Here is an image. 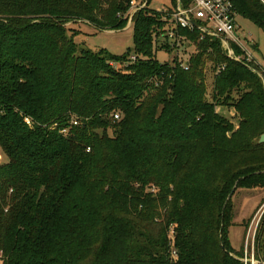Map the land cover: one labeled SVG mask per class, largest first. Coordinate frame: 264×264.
<instances>
[{"label":"trees","instance_id":"obj_1","mask_svg":"<svg viewBox=\"0 0 264 264\" xmlns=\"http://www.w3.org/2000/svg\"><path fill=\"white\" fill-rule=\"evenodd\" d=\"M131 1L0 0V264H243L229 197L264 189V83L199 32L180 31L198 51L188 71L160 63L170 26L148 8L133 51L80 50L68 24L123 31ZM235 7L264 30L259 0ZM242 90L236 130L215 107Z\"/></svg>","mask_w":264,"mask_h":264},{"label":"rangeland","instance_id":"obj_2","mask_svg":"<svg viewBox=\"0 0 264 264\" xmlns=\"http://www.w3.org/2000/svg\"><path fill=\"white\" fill-rule=\"evenodd\" d=\"M176 1V4H175ZM150 0L148 9L150 11H156L159 13L168 14L171 11H175L177 8V0ZM262 4L264 0H259ZM186 4V0H184ZM130 12V10H129ZM237 24L239 31L237 35L240 37L244 44H248L251 50L248 49L247 53L240 47H236L230 43L233 50V55L229 54V51L225 47L222 41L221 49L223 54L232 61L246 66L255 67L254 72L263 81L264 79V30L254 25L249 19L240 16L238 14ZM133 23L129 24L127 28L119 32L99 31L91 25L85 23H70L66 26L69 31V35L75 37V42L78 44L80 50L85 49L94 53L105 51L112 56L122 57L129 51L134 49L133 39ZM166 44V42L164 41ZM161 44V43H160ZM188 48L185 45L181 52L159 48V52L156 53V59L160 63H169L173 61H187L197 54V48L191 43H188ZM118 67L117 64H115ZM210 63L205 62V77L203 82L206 86V97L208 101L213 100V83L214 74L208 68ZM220 69H218V72ZM241 93L234 92L231 98L224 100L223 104L216 105L215 109L219 115L227 118L234 124L237 130L240 126V118L236 116L234 105L238 103ZM262 136H256L254 143L260 144ZM264 144V143H263ZM0 166L8 162V158L3 154L0 146ZM232 204L234 205V225L228 230V238L231 246L235 252L245 253V244L248 238L250 229L252 233L249 235V247L254 248L255 258V239L257 230L259 229L262 218L264 217V189H238L232 197ZM251 237V238H250ZM174 256V255H173ZM242 256V257H243ZM241 257V258H242ZM177 259V255L174 256ZM255 261H257L255 259ZM259 262V261H258Z\"/></svg>","mask_w":264,"mask_h":264},{"label":"built area","instance_id":"obj_3","mask_svg":"<svg viewBox=\"0 0 264 264\" xmlns=\"http://www.w3.org/2000/svg\"><path fill=\"white\" fill-rule=\"evenodd\" d=\"M264 4V3H263ZM149 0H132L130 4V12L128 13V25L133 23L134 15L146 8H148ZM164 21L170 26V30L161 39L162 45H169L171 50L178 52L182 51L185 45L188 48L189 39L180 34L181 30L188 31L190 34L199 32L202 37H208L212 39H219L223 42L230 55H233V50L230 43L236 47L242 48L247 53V50L251 47L248 44H244L240 37L237 35L239 26L237 24L238 13L235 7V0H189L187 4H184V0H177V8L175 11H171L168 14H164ZM127 25V26H128ZM197 25V26H195ZM166 42V44L164 43ZM137 57H132L131 60L135 62ZM181 60V57H180ZM179 64L184 71H188L190 68V60L180 61ZM174 62V61H173ZM224 70V67L220 68ZM115 120H119V115H114ZM26 123L30 125V120L26 119ZM72 125L78 126L79 122L74 120ZM63 135H68V130L62 131ZM151 193H156V188L151 189ZM252 233V229L248 234V238L245 244V253L241 258L243 264H264L255 261L254 248L249 247V235ZM251 238V237H250ZM170 240L172 247H174L175 231L171 229ZM173 249V248H172ZM173 255L176 256V251H173Z\"/></svg>","mask_w":264,"mask_h":264},{"label":"water","instance_id":"obj_4","mask_svg":"<svg viewBox=\"0 0 264 264\" xmlns=\"http://www.w3.org/2000/svg\"><path fill=\"white\" fill-rule=\"evenodd\" d=\"M195 26H197V25H195ZM263 83H264V79H263ZM260 143H261V144L264 143V136L261 138ZM0 160H1V157H0ZM234 192H235V190L233 191V193H234ZM233 193H232V195H230L229 200L233 197Z\"/></svg>","mask_w":264,"mask_h":264}]
</instances>
